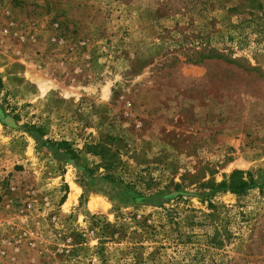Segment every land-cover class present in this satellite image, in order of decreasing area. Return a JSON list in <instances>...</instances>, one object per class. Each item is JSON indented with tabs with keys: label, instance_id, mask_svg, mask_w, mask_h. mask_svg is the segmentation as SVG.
<instances>
[{
	"label": "rangeland",
	"instance_id": "1",
	"mask_svg": "<svg viewBox=\"0 0 264 264\" xmlns=\"http://www.w3.org/2000/svg\"><path fill=\"white\" fill-rule=\"evenodd\" d=\"M0 264H264V0H0Z\"/></svg>",
	"mask_w": 264,
	"mask_h": 264
},
{
	"label": "trees",
	"instance_id": "2",
	"mask_svg": "<svg viewBox=\"0 0 264 264\" xmlns=\"http://www.w3.org/2000/svg\"><path fill=\"white\" fill-rule=\"evenodd\" d=\"M251 2L253 3L254 0H250V3ZM57 145L61 148H67L69 146L66 141H60ZM255 186H257V181L251 171L237 169L233 170L230 174L226 175L223 180L213 184L211 187L213 190H230L240 195L246 193Z\"/></svg>",
	"mask_w": 264,
	"mask_h": 264
},
{
	"label": "bare ground",
	"instance_id": "3",
	"mask_svg": "<svg viewBox=\"0 0 264 264\" xmlns=\"http://www.w3.org/2000/svg\"><path fill=\"white\" fill-rule=\"evenodd\" d=\"M39 85H40V87L43 88V89H46V87H47L46 83L43 82V81H39ZM48 86H49V85H48Z\"/></svg>",
	"mask_w": 264,
	"mask_h": 264
}]
</instances>
